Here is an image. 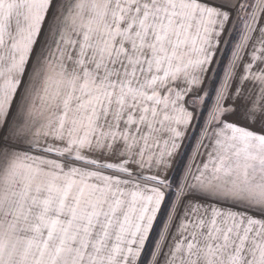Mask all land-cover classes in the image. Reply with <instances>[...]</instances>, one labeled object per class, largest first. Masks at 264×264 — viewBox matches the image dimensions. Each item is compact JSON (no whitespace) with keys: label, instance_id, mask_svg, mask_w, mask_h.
<instances>
[{"label":"snow or ice","instance_id":"1","mask_svg":"<svg viewBox=\"0 0 264 264\" xmlns=\"http://www.w3.org/2000/svg\"><path fill=\"white\" fill-rule=\"evenodd\" d=\"M0 264H264V0H0Z\"/></svg>","mask_w":264,"mask_h":264}]
</instances>
